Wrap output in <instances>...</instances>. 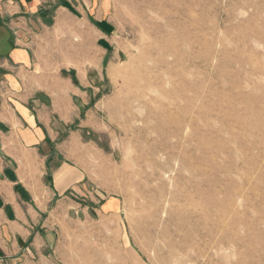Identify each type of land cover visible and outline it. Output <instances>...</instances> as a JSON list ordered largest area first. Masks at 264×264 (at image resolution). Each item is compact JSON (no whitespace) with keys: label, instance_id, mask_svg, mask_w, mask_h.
<instances>
[{"label":"rangeland","instance_id":"374dc122","mask_svg":"<svg viewBox=\"0 0 264 264\" xmlns=\"http://www.w3.org/2000/svg\"><path fill=\"white\" fill-rule=\"evenodd\" d=\"M88 3L53 61L101 79L77 99L82 206L51 264H264V0ZM89 20L111 26L108 44Z\"/></svg>","mask_w":264,"mask_h":264},{"label":"crops","instance_id":"0c3cea01","mask_svg":"<svg viewBox=\"0 0 264 264\" xmlns=\"http://www.w3.org/2000/svg\"><path fill=\"white\" fill-rule=\"evenodd\" d=\"M91 4L0 0V264H51L57 227L69 208L80 212L72 190L83 195L86 177L67 153L83 114L77 99L93 102L101 74L95 64L62 72L53 61L68 59L66 18H89ZM90 22L97 32L88 40L108 44L111 26ZM83 51L98 60L93 48Z\"/></svg>","mask_w":264,"mask_h":264},{"label":"bare ground","instance_id":"6f19581e","mask_svg":"<svg viewBox=\"0 0 264 264\" xmlns=\"http://www.w3.org/2000/svg\"><path fill=\"white\" fill-rule=\"evenodd\" d=\"M134 75H131V77H133ZM130 76H129V78H128V81H129V87H130V90H129V94L131 95V96H133V94H134V92H135V86H131V84L130 83H133L132 81H134V79L133 78H131ZM134 264H138V262H137V260L135 261L134 260Z\"/></svg>","mask_w":264,"mask_h":264}]
</instances>
